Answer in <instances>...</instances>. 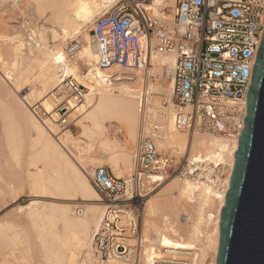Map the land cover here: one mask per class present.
I'll list each match as a JSON object with an SVG mask.
<instances>
[{
  "label": "bare ground",
  "instance_id": "bare-ground-1",
  "mask_svg": "<svg viewBox=\"0 0 264 264\" xmlns=\"http://www.w3.org/2000/svg\"><path fill=\"white\" fill-rule=\"evenodd\" d=\"M11 1L20 4V0ZM117 1L31 0L41 17L46 7L52 11L46 21L54 25L49 30L54 46L47 43L43 33L48 32L46 28L40 30L37 38L36 30H31V41L7 35L2 39L5 44L0 40V112L7 119L3 120L9 122L4 136L7 144L4 143L12 159L6 158L18 162L16 166L27 158L25 165L22 161L21 169L15 166L17 171L11 174L1 169L4 173L0 174V199L5 205L20 201L24 195L31 198L26 207L17 208L20 216L0 224V244L9 247L7 253H0V264H14L10 259L17 258L16 247L27 244L30 232L44 264L100 263L92 247L93 234L107 205L84 169L102 167L104 161L117 173V178L122 179L124 174L131 176L135 171V145L143 128L149 131L143 125V117L160 126L156 145L163 156L187 155L194 163L211 162L227 170L223 187L212 185L209 174L200 168L196 175H181L166 183L165 189L148 200L142 220L146 240L143 264H160L168 256L183 260L190 251L198 252L197 264H217L221 213L230 190L239 140L175 129L174 57L152 53L146 65L125 66L132 70L126 73L120 65L107 70L99 68L89 28ZM175 5V0H154L150 10L155 17L171 22ZM76 36H82L83 44L75 62L68 58L64 48ZM6 41L13 44L8 46ZM79 63L88 67L85 75L80 73ZM151 77L157 79L155 84ZM72 78L86 87L87 95L80 104L71 102L73 112L62 122L55 109L66 100V84ZM163 78L165 83L161 82ZM24 87L30 93L21 98L18 93ZM37 104L45 116L34 111ZM71 118L78 120L80 138L67 130ZM111 129L121 130L125 141L121 143L112 137ZM47 168L51 172L46 173ZM161 176L155 174L153 178L161 180L163 185L166 178Z\"/></svg>",
  "mask_w": 264,
  "mask_h": 264
},
{
  "label": "built area",
  "instance_id": "built-area-1",
  "mask_svg": "<svg viewBox=\"0 0 264 264\" xmlns=\"http://www.w3.org/2000/svg\"><path fill=\"white\" fill-rule=\"evenodd\" d=\"M153 1L118 0L90 25L99 68H139L152 53L174 57L175 129L239 140L264 31V0H175L171 22L151 13ZM81 45L80 39L69 43L70 60H75ZM66 85L67 98L55 109L62 122L71 102L80 104L87 95L86 87L73 78ZM142 122L149 131L144 127L141 132L131 176L119 179L105 166L84 169L107 203L93 234L99 264H143L146 240L141 220L149 196L162 183L153 178L155 174L191 176L201 168L212 185L226 184L227 170L211 162L198 164L187 157L184 164H178L176 158L163 156L156 145L160 126L145 117ZM197 260L198 252L190 251L183 260L168 256L160 264H197Z\"/></svg>",
  "mask_w": 264,
  "mask_h": 264
},
{
  "label": "water",
  "instance_id": "water-1",
  "mask_svg": "<svg viewBox=\"0 0 264 264\" xmlns=\"http://www.w3.org/2000/svg\"><path fill=\"white\" fill-rule=\"evenodd\" d=\"M247 104L245 128L221 213L217 264H264V31Z\"/></svg>",
  "mask_w": 264,
  "mask_h": 264
},
{
  "label": "rangeland",
  "instance_id": "rangeland-1",
  "mask_svg": "<svg viewBox=\"0 0 264 264\" xmlns=\"http://www.w3.org/2000/svg\"><path fill=\"white\" fill-rule=\"evenodd\" d=\"M31 1V0H30ZM29 0H20V4L18 5V4H14V1H7L6 3L5 2H3V1H0V40L3 42L5 39V35H7V36H9V38H13L14 36L15 37H19V36H22L21 37V39L22 40H24V41H31V39H30V37L32 38L33 36H31V30H36V33H38V34H36V38H37V35H40L41 33H39V32H43V31H46L47 29H48V32L46 31V32H43L44 34H45V38H47V43L49 44V45H51V46H54V42H52V38H51V34H50V29H52V27L54 26V25H52L50 22H47L46 20L52 15V11H47L49 8L48 7H46L47 8V10L45 11V15L43 14V16L41 17L40 16V13H39V11L38 10H36V5L34 6V4H33V2L31 3ZM12 2H13V4L15 5H13L12 4ZM11 3V4H10ZM10 5V6H9ZM18 5V6H17ZM2 6V7H1ZM20 6V7H19ZM14 7V8H13ZM15 10V11H14ZM50 10V9H49ZM19 11V12H18ZM5 12H6V14H5ZM13 12V13H12ZM42 12V11H41ZM3 13V14H2ZM8 13V14H7ZM10 13V14H9ZM17 13V14H16ZM39 13V14H38ZM42 13H44V12H42ZM42 13H41V15H42ZM13 14V15H12ZM3 16V17H2ZM10 16V17H9ZM12 16V17H11ZM40 17V18H39ZM6 18H8V19H6ZM4 20V21H3ZM6 20V21H5ZM40 20V21H39ZM46 22V23H45ZM7 23V24H6ZM49 23V24H48ZM3 24V25H2ZM36 25V26H35ZM40 27V28H39ZM32 28V29H31ZM45 28H46V30H45ZM39 29V30H38ZM41 30V31H40ZM31 31V32H30ZM3 32V33H2ZM48 35V36H47ZM3 36V37H2ZM13 36V37H12ZM47 36V37H46ZM2 37V38H1ZM39 37V36H38ZM82 36H79V37H75V38H73V39H71V40H69L67 43H66V46H65V48H64V50H65V52L67 53V47H68V45H69V43L71 42V41H73V40H75V39H80L81 40V44H83L82 42V38H81ZM8 38V37H7ZM20 38V37H19ZM2 39H4V40H2ZM0 41V42H1ZM7 42V41H6ZM10 42V43H9ZM1 44V43H0ZM3 44H5V42H3L2 43V45ZM7 44H8V46H11L10 44H13V43H11V41H8L7 42ZM75 60H77V58H75ZM74 60V61H75ZM76 62V61H75ZM80 65H81V69L79 70L80 71V73L81 74H83V75H85L86 74V71H87V69H88V67L85 65V64H83L82 65V63H79ZM79 65V66H80ZM122 71L123 72H131L132 70L131 69H129V68H127V67H125V66H123L122 67ZM38 70H35V74H37L36 72H37ZM164 76V75H163ZM158 79H159V77H157ZM150 80H151V82H153V84H155V82H157L156 80V78L155 77H151L150 78ZM160 80V79H159ZM165 81H166V79H161V82H163V83H165ZM80 84V83H79ZM30 93V91H29V88H27V87H24V88H22L21 89V91H19V93H18V95L21 97V98H25V97H27L28 96V94ZM39 104H37V106H35V111L37 112V114L39 115V116H43V113H44V111H42L41 110V107H39L38 106ZM57 106H59V104H57ZM37 107V108H36ZM39 107V108H38ZM69 111V110H68ZM67 111V112H68ZM65 112V111H64ZM67 112H65V113H67ZM73 111L71 110V111H69V113H68V115H70L71 113H72ZM1 113L2 112H0V115H1ZM3 115V114H2ZM0 116V141L2 140V142H0V152H2L1 154L2 155H0L1 157L3 156L4 157V159H1V157H0V163H1V165H0V170L2 169L5 173L6 172H8V170L10 171V173L9 174H11V173H13L12 171H14V170H16L17 171V166H16V164H18V162L17 163H13V160L12 161H10V159H12L9 155H8V152H10V150L9 151H7V149H9V147L6 145L7 143L5 142V131H6V126L8 125V123L9 122H5V120L7 121V119L5 118V116L3 115V116ZM3 117V118H2ZM2 118V119H1ZM5 118V120H3ZM3 121H4V123H3ZM1 122L3 123V124H1ZM77 122H78V120H76L75 118H71V122H70V126L68 127V129L67 130H69V132L74 136V137H76V138H80V135H81V132H82V130H81V128H80V126L77 124ZM3 125V126H2ZM2 127H4V128H2ZM116 130V131H115ZM112 132V133H111ZM121 132V133H120ZM64 133V132H63ZM63 133L60 135V136H62L63 135ZM110 133L112 134L111 136L112 137H115L119 142H121V143H123L124 141H125V136H124V133L121 131V130H117V129H111L110 130ZM119 133V134H118ZM4 134V135H3ZM17 134H19V133H17ZM114 135V136H113ZM18 138H19V136H18ZM6 139H7V137H6ZM139 139L140 138H138V140L137 141H139ZM6 144H5V143ZM137 144H138V142L136 143V147H137ZM84 145H86V139H84ZM1 147H2V150H1ZM6 147H8L7 149H6ZM28 147L27 148H25V153L28 155V154H30V151H28ZM135 151H136V148H135ZM96 153H97V157L98 156H100V153L99 152H97V151H95V155H96ZM98 153H99V155H98ZM166 156H169V154L168 155H166ZM2 157V158H3ZM10 158V159H7V158ZM170 157H174V158H176V156H170ZM188 156L187 155H185L184 157L182 156H180V158H176V160H177V162H178V164H184V162H185V160H186V158H187ZM6 161V163L7 164H9V165H6V163H3V161ZM2 161V162H1ZM10 161V162H9ZM22 161H24V163H23V166L25 165V161H27V158L25 157V159L23 158L20 162H19V166H18V168L19 169H21V162ZM12 162V163H11ZM14 162H15V160H14ZM2 163H3V165H2ZM103 163H104V165L102 166V167H108V168H110L111 170H113L108 164H106L104 161H103ZM16 166V167H15ZM6 167V168H5ZM13 168V170H11V168ZM6 169V171H5V169ZM7 168H9V169H7ZM89 168H91V166H88V169ZM87 169V168H86ZM0 171V174H2V173H4L3 171ZM47 172H51V170L49 169V168H47L46 169V173ZM114 173V172H113ZM7 174V173H6ZM133 174V173H132ZM114 175L116 176L117 175V173L115 172L114 173ZM129 176V174H124V176H123V178H126V177H128ZM117 177V176H116ZM181 178V174H179V173H177V174H173V175H170L169 177H167L166 178V180H165V183H163V185L161 184V185H159L154 191H153V193L149 196V198H148V200L150 199V198H152V196H154L155 194H157L158 192H160L162 189H165V186H166V183H168V182H171L172 180H174V179H176V178ZM1 184L0 185H2V182H0ZM25 196V197H24ZM24 196H22V197H20L21 199H20V201H17L16 203H12L11 201H9V202H7V204H5V205H3V203H1L2 202V200L0 201V224H7V223H10V222H12L13 220H15V218H16V216H20V214H19V211L17 210V208L20 206H22L23 208L24 207H26L28 204H29V202L31 201V198L30 197H28V195H24ZM2 196L0 195V198H1ZM71 198V197H70ZM73 198V197H72ZM81 202V199L78 201V204ZM148 202V201H147ZM104 203H106L105 201H104ZM107 204V203H106ZM143 215H144V213H143ZM142 220H143V217H142ZM142 220H141V229H142ZM142 231H143V229H142ZM28 235V238H27V244H23V245H20V246H17L16 247V250H15V254H17V258H16V256H14V257H12V259H10V261L12 262V263H14V264H44V259H43V257H42V253L40 252V249H38L37 248V250H36V246L35 245H33L34 243H33V241H34V234H33V236H32V233L30 232V233H27ZM30 234V235H29ZM143 236L145 237V235H144V233H143ZM26 242V241H25ZM35 242V241H34ZM27 246H28V250H27ZM31 246V247H30ZM27 250V251H25V250ZM9 251V247H8V245L7 244H0V253L3 255V253H7ZM24 251V252H23ZM19 255H21V256H19ZM23 257H24V259H23ZM96 259H97V257H96ZM211 259H209V261H210ZM19 261V262H18Z\"/></svg>",
  "mask_w": 264,
  "mask_h": 264
}]
</instances>
